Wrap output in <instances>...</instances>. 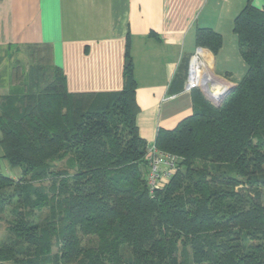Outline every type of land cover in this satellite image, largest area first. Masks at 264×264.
Listing matches in <instances>:
<instances>
[{
	"label": "trees",
	"instance_id": "obj_1",
	"mask_svg": "<svg viewBox=\"0 0 264 264\" xmlns=\"http://www.w3.org/2000/svg\"><path fill=\"white\" fill-rule=\"evenodd\" d=\"M232 31L246 70L219 106L194 88L193 112L158 129L176 169L153 190L128 40L107 92H68L51 47H23L33 65L0 94L1 158L19 169L0 170V264H264V0ZM195 43L215 54L222 36L198 27Z\"/></svg>",
	"mask_w": 264,
	"mask_h": 264
},
{
	"label": "crops",
	"instance_id": "obj_2",
	"mask_svg": "<svg viewBox=\"0 0 264 264\" xmlns=\"http://www.w3.org/2000/svg\"><path fill=\"white\" fill-rule=\"evenodd\" d=\"M251 2L257 7L262 5V0ZM245 3L246 0H0V49L48 44L53 64L64 73L68 92H107L122 88L128 40L136 81L135 121L139 135L149 144L154 142L158 129H172L193 112L192 93L184 85L188 60L198 47L196 29L215 30L223 43L227 23H233ZM233 37L239 52L234 33ZM222 47L215 54L202 47L206 50L205 62L214 76L236 85L240 79L231 78V71L218 58ZM242 62L244 74L246 65ZM4 171L12 177L19 173L5 160Z\"/></svg>",
	"mask_w": 264,
	"mask_h": 264
},
{
	"label": "rangeland",
	"instance_id": "obj_3",
	"mask_svg": "<svg viewBox=\"0 0 264 264\" xmlns=\"http://www.w3.org/2000/svg\"><path fill=\"white\" fill-rule=\"evenodd\" d=\"M233 22V21H232ZM223 47L220 51L219 57L222 61V66L227 68L229 71H231L232 75L231 78H234L235 80H239L242 76V58L239 55L237 45L235 42V39L233 37L232 32V23H227V27L223 33ZM221 48V47H220ZM217 58V59H218ZM33 61H31V57L28 51H26L24 48H10L0 49V94L6 93L8 88V75L10 74V71L12 67L15 64H18L20 66V71H23L26 73L29 69V67L32 64ZM206 68V67H205ZM208 68V65H207ZM206 70H209V68ZM212 73V72H211ZM218 78V77H217ZM221 79V78H218ZM224 82H226L224 79H221ZM1 146H0V152H1ZM59 164V162H58ZM10 167V166H9ZM0 168L1 172L5 173L4 171V160L0 157ZM12 168V167H10ZM7 174V173H6ZM240 187V188H239ZM242 185L238 186L237 189H244ZM5 233V223L4 220L0 221V236Z\"/></svg>",
	"mask_w": 264,
	"mask_h": 264
},
{
	"label": "built area",
	"instance_id": "obj_4",
	"mask_svg": "<svg viewBox=\"0 0 264 264\" xmlns=\"http://www.w3.org/2000/svg\"><path fill=\"white\" fill-rule=\"evenodd\" d=\"M202 47H197L188 60L184 89L191 91L194 88L207 92L206 79L202 66L206 64L204 57L199 53ZM146 159L149 164L148 184L153 190L161 187L171 177L176 169V157L162 151L153 143H149L146 149Z\"/></svg>",
	"mask_w": 264,
	"mask_h": 264
},
{
	"label": "bare ground",
	"instance_id": "obj_5",
	"mask_svg": "<svg viewBox=\"0 0 264 264\" xmlns=\"http://www.w3.org/2000/svg\"><path fill=\"white\" fill-rule=\"evenodd\" d=\"M199 53L204 57V59L207 62L206 58V50L200 49ZM207 64L202 66V70L204 72V78L206 79V88H207V93L212 96V98H216L221 91H223L225 88L228 87V84L224 82L221 79H218L216 76H214L209 70H206ZM208 69V68H207Z\"/></svg>",
	"mask_w": 264,
	"mask_h": 264
},
{
	"label": "water",
	"instance_id": "obj_6",
	"mask_svg": "<svg viewBox=\"0 0 264 264\" xmlns=\"http://www.w3.org/2000/svg\"><path fill=\"white\" fill-rule=\"evenodd\" d=\"M234 87V85H228L227 88H225L223 91H221V93L216 97V98H212L211 95H209V93H207L206 91L201 90L203 96L205 97V99H207L210 103H212L214 106H219L221 104V102L223 101V99L225 98V96L227 95V93ZM240 188V187H239ZM240 190V189H238Z\"/></svg>",
	"mask_w": 264,
	"mask_h": 264
}]
</instances>
